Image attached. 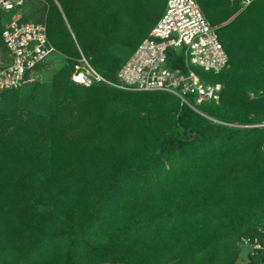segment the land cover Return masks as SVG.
Instances as JSON below:
<instances>
[{
    "label": "trees",
    "instance_id": "16d2710c",
    "mask_svg": "<svg viewBox=\"0 0 264 264\" xmlns=\"http://www.w3.org/2000/svg\"><path fill=\"white\" fill-rule=\"evenodd\" d=\"M166 1L71 0L75 38L46 12L63 61L0 104V264H238L264 224V0H197L230 64L199 70L223 85L199 107L210 118L167 91L73 78L82 52L116 80Z\"/></svg>",
    "mask_w": 264,
    "mask_h": 264
},
{
    "label": "built area",
    "instance_id": "2783aa9c",
    "mask_svg": "<svg viewBox=\"0 0 264 264\" xmlns=\"http://www.w3.org/2000/svg\"><path fill=\"white\" fill-rule=\"evenodd\" d=\"M23 3L24 0H0V9L12 11ZM23 18L18 14L3 22L0 104L4 92L21 87L37 64L58 54L49 39L46 21ZM215 30L197 0H167L163 14L149 34L124 59L116 80L105 78L82 52L81 64L73 78L86 84L106 82L124 90L167 91L176 95L181 104L209 117L199 107L205 101L219 102L223 85L207 81L199 70L219 72L230 65ZM179 46L183 47L182 54L172 52ZM258 95H264V90ZM254 126H264V121ZM239 246L241 252L247 250L248 258L264 252V224L256 234L242 237Z\"/></svg>",
    "mask_w": 264,
    "mask_h": 264
},
{
    "label": "rangeland",
    "instance_id": "374dc122",
    "mask_svg": "<svg viewBox=\"0 0 264 264\" xmlns=\"http://www.w3.org/2000/svg\"><path fill=\"white\" fill-rule=\"evenodd\" d=\"M70 1L71 0H42V1L34 0V2H31V1L26 2L25 0L24 5L19 6L15 8L14 10H12V14H13L12 17L20 14L24 17L28 16L35 20H42V19H45L46 12L49 13L51 11V5L55 3L59 7L70 32L75 38V34L73 30L74 27L72 26L73 23L71 19V15L73 14L70 13V4H69ZM0 10H3V9H0ZM172 52L182 54L183 47H180V46L176 47L174 51L172 50ZM62 61H63L62 56L60 54H55L52 58L48 60L49 64L46 68H44L41 71L32 72L31 74L32 80L34 78L41 79V80H48L52 74V70L58 68L61 65ZM243 253H245L244 256L242 255ZM249 261L250 260L247 255V250H243L240 253L238 264H249ZM102 264H115V263H102Z\"/></svg>",
    "mask_w": 264,
    "mask_h": 264
},
{
    "label": "crops",
    "instance_id": "0c3cea01",
    "mask_svg": "<svg viewBox=\"0 0 264 264\" xmlns=\"http://www.w3.org/2000/svg\"><path fill=\"white\" fill-rule=\"evenodd\" d=\"M245 253H243L242 255L244 256ZM106 263H111V262H106ZM116 264V263H115ZM118 264V263H117ZM119 264H123V263H119Z\"/></svg>",
    "mask_w": 264,
    "mask_h": 264
}]
</instances>
